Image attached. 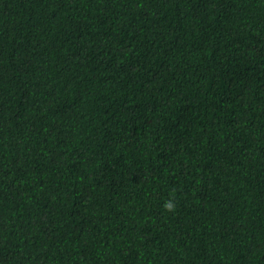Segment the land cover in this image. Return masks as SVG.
Wrapping results in <instances>:
<instances>
[{
  "label": "trees",
  "instance_id": "1",
  "mask_svg": "<svg viewBox=\"0 0 264 264\" xmlns=\"http://www.w3.org/2000/svg\"><path fill=\"white\" fill-rule=\"evenodd\" d=\"M0 264H264V0H0Z\"/></svg>",
  "mask_w": 264,
  "mask_h": 264
},
{
  "label": "clouds",
  "instance_id": "2",
  "mask_svg": "<svg viewBox=\"0 0 264 264\" xmlns=\"http://www.w3.org/2000/svg\"><path fill=\"white\" fill-rule=\"evenodd\" d=\"M173 207H174V203H173L172 200H168V201H166V202L164 203V208H165L166 210H172Z\"/></svg>",
  "mask_w": 264,
  "mask_h": 264
}]
</instances>
